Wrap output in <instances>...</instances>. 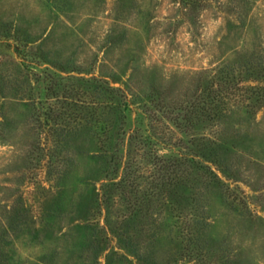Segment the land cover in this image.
Masks as SVG:
<instances>
[{
	"label": "rangeland",
	"instance_id": "obj_1",
	"mask_svg": "<svg viewBox=\"0 0 264 264\" xmlns=\"http://www.w3.org/2000/svg\"><path fill=\"white\" fill-rule=\"evenodd\" d=\"M0 264H264V0H0Z\"/></svg>",
	"mask_w": 264,
	"mask_h": 264
}]
</instances>
